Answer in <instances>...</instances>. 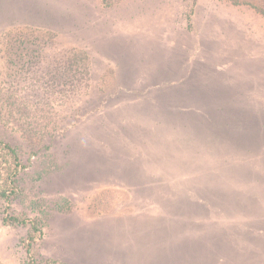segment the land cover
Returning <instances> with one entry per match:
<instances>
[{"label":"rangeland","instance_id":"1","mask_svg":"<svg viewBox=\"0 0 264 264\" xmlns=\"http://www.w3.org/2000/svg\"><path fill=\"white\" fill-rule=\"evenodd\" d=\"M0 141L42 263L264 264V0H0Z\"/></svg>","mask_w":264,"mask_h":264},{"label":"trees","instance_id":"2","mask_svg":"<svg viewBox=\"0 0 264 264\" xmlns=\"http://www.w3.org/2000/svg\"><path fill=\"white\" fill-rule=\"evenodd\" d=\"M159 118H167V116L160 115ZM25 168L18 151L10 143L0 141V199L4 206L2 223L6 227H31L27 238L23 240L28 255V264H62L59 262L42 263L31 255V243L35 241L34 235L39 231L38 222L13 212L12 202L19 193L18 177ZM261 232L264 233V230Z\"/></svg>","mask_w":264,"mask_h":264},{"label":"crops","instance_id":"3","mask_svg":"<svg viewBox=\"0 0 264 264\" xmlns=\"http://www.w3.org/2000/svg\"><path fill=\"white\" fill-rule=\"evenodd\" d=\"M124 237H137L136 235H126ZM121 238V237H120ZM123 239V238H122ZM143 251L145 250L144 248H141ZM140 250V249H139ZM167 250L168 249H164L162 251L163 257H157L154 259V256L151 253V249L148 248L147 252L142 253V252H138V253H131L129 255H126V262H129L130 264H151V262H160V264H167V262H170V258L167 255ZM118 258V257H117ZM122 262H124L123 260H121ZM112 263H115L112 261ZM156 264V263H155Z\"/></svg>","mask_w":264,"mask_h":264}]
</instances>
